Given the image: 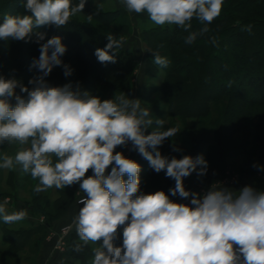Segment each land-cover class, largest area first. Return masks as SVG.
Returning <instances> with one entry per match:
<instances>
[{
  "label": "clouds",
  "instance_id": "clouds-1",
  "mask_svg": "<svg viewBox=\"0 0 264 264\" xmlns=\"http://www.w3.org/2000/svg\"><path fill=\"white\" fill-rule=\"evenodd\" d=\"M87 0H26L25 15H6L0 23V41L36 43L39 56L31 58L27 85L13 75L0 74V146L18 143L14 156L0 155V169L17 166L33 180V191L63 190L79 185L84 196L73 218L78 242L73 250L82 252L89 244L91 264H264V191L251 185L232 189L211 184L203 192L186 189L184 180L208 172L202 154L169 158L160 148L180 132L178 127L160 131L163 119L152 129L149 110L139 98L121 93L102 99L82 87L80 81L52 85L46 79L61 67L64 77L74 69L62 57L67 52L63 37L45 41L41 28H63L72 17L83 13ZM129 13L147 12L157 26L176 25L189 32L186 44L209 32L222 11L224 0H121ZM197 19L203 27L189 31ZM88 20L93 15H87ZM239 23V22H237ZM251 31V25L242 28ZM107 44L96 48L99 63L115 64L124 36L106 34ZM211 43L216 45L215 37ZM152 62L162 68L167 57L153 53ZM19 90V91H17ZM136 151L157 174L174 180L168 193L141 190L142 166L126 157L118 147ZM173 151H181L173 147ZM55 158V159H54ZM257 171L264 166L253 164ZM110 168V171L108 169ZM89 170L91 175H86ZM127 177V179H125ZM188 200L178 203L170 197ZM10 197L0 202V218L13 224L27 218V210L8 213ZM67 231V229L65 230ZM102 243H98L101 242ZM59 246V244H58Z\"/></svg>",
  "mask_w": 264,
  "mask_h": 264
},
{
  "label": "rangeland",
  "instance_id": "rangeland-1",
  "mask_svg": "<svg viewBox=\"0 0 264 264\" xmlns=\"http://www.w3.org/2000/svg\"><path fill=\"white\" fill-rule=\"evenodd\" d=\"M10 1H12L13 4V0ZM16 1L17 0H15V2ZM246 1L248 3H246ZM72 2L73 4H76L79 3V0H72ZM24 3H26V0H23L21 5L19 2L17 4L18 6L15 8L17 10L18 7L21 6V11L19 12L25 15L27 13L23 8ZM92 6L94 10L99 11L124 9L127 12L121 23L117 24L113 29L99 26L92 20H88L85 12L72 17L68 23H74L77 30L82 25L87 28L86 31L88 33H86V35L83 34V37L81 36L83 40L86 38L85 40L88 41L94 35L99 37L98 39H101L103 43H105L107 41L105 35L109 33L113 34L117 38L120 36L127 38V42L121 49L118 50L119 55L125 59V63L130 67L123 74L125 78H127L126 82L116 85L117 87L114 89L115 91H109L108 85L104 84L103 81L95 79L96 88L93 89L87 79V77L90 76V67H85L84 65H73L71 67L74 69V74L67 78L64 77L61 67H56L53 69L50 76L46 78L49 83L52 85H63L69 81H80L82 87L85 90H88L92 94L97 95L102 99H111L113 98L114 94L120 95L122 92L128 95L127 90H124L123 88L129 87L131 88L130 98H139L141 100V107L149 110L151 118L154 121L152 129H148L147 133H150L152 130H157L155 120L158 118L164 120L163 126L159 128L160 131L167 130L170 127H178L180 129V132L177 135L169 139V144L165 141L162 146L164 151H167L169 148L172 149L173 147H178L181 149V151L176 152V155H178L179 158H182L184 155H191L193 144L195 143L194 141H191L190 138L193 137L192 135L195 132L205 135L204 145L206 149L215 148L218 143L216 134L213 131V126L211 125L213 124L212 117L207 119L198 118L187 120H181L180 118H170L167 113L169 102L164 99L165 91L163 84L160 85L163 80L168 78V76L165 75L162 67L158 70L154 78L147 76V62L148 60L152 61L154 58L153 53H158L159 55L166 57L170 55L171 52L172 55L175 54L176 60L180 58L187 61H195L200 58L198 55H186L175 48L168 47L166 44H164L166 40L161 38V35H159V38L154 34V32H156V30L159 28L164 30L168 27L176 28L178 26L167 24L164 26H157L150 20L146 11L140 14L135 12L129 13L121 3V0H92ZM224 10H227V13H224ZM8 14L9 12L7 9H3L0 12V23H3V18ZM228 14H230V16L233 15V17H235L238 22L245 21L246 24H250L251 21H261L262 24L260 28H264V2H261L260 0H224L220 15L213 21L221 17L224 18ZM194 23L197 26H203L201 22L195 18H193L191 21V24ZM208 27L213 32H217L219 30V28L214 26L213 23L208 25ZM53 28L55 29L54 26L41 28L40 31L48 32ZM77 34L80 33L76 32L75 34L76 36H80ZM65 40L63 39L62 42H65ZM161 42H163V44ZM38 48L39 46L32 42H12L11 39H9L6 43L0 41V74L4 75L5 77L13 75L12 71L10 70L11 65L7 66V69L3 67V64L5 61H7V58L8 60L10 59L11 62H21L22 64L20 63V71H15L14 75L16 78L22 80L25 85H27L29 78L34 75V72H29L28 66L25 67L24 62L27 61L30 63L31 58L38 57ZM228 50H231V48H228ZM4 53H8L9 56L4 57ZM172 55L168 58L170 62L172 61ZM92 57L90 58L91 62L89 65L97 60L94 53L92 54ZM62 59L65 63H67L65 57H62ZM159 67L160 66H158V68ZM215 67V64H212L209 67L211 73L215 71L211 74L213 77H217L219 72L216 71V68L218 67ZM167 68H171L170 65ZM168 83L169 82L167 81V85ZM210 106L212 109L219 111L224 108V105L218 106L215 105V103L210 104ZM242 138L243 137L241 134L232 136L229 139L227 138L231 141L229 146L233 149L241 148ZM252 143L253 144L247 148V151L244 155H236L231 158V164H233V166H229L227 168L226 175L216 184L229 185L233 182H237L238 180H242L243 178L251 176L255 178H264L262 171H257L252 167L254 163L259 164L257 158H255L253 162L249 160L251 163L248 161L250 155L256 154V143L255 141ZM20 147L21 146L18 143L11 145L4 144L0 146V155L6 152L7 154L14 156L15 153L20 150ZM130 148L131 143H129L127 147H118L116 151L123 152V154L130 159H135L137 152L130 151ZM231 152L232 151L229 152L227 149V155ZM108 171H110V168ZM148 172V165L145 164L142 166V171L140 174L141 181L143 182L141 183V190L145 193L157 191L154 189H149L153 188L154 186H157L158 190H163L166 193H168L169 188L174 187V185L166 183L165 179L159 174L152 171L151 173ZM91 174L92 171L89 170L86 175ZM145 175L147 176L143 179ZM125 179H127V177H125ZM37 183L38 180H33L30 174L23 173L19 166H17L15 170L11 171L7 169H0V194L2 195V201L5 197H10V203L7 205V212L12 213L26 209L28 213L26 219L13 224H5L2 218H0V264H51L52 262L50 261H53L56 252H64L65 255L69 257L67 252L72 245V238L74 237L73 242L78 240L75 227L73 226L69 229L68 226L72 224L73 218L78 214L80 207H83V205L78 203L81 197L84 196V193L79 191V185L76 184L66 187L63 190L53 187L46 190L45 192L36 193L33 191V189ZM206 189L207 188L203 186L202 183H198L195 184L194 191L202 192ZM65 191L73 192L68 195V198L70 196L72 203L69 205V207H67V209H65L64 205L65 200L60 199L61 193ZM170 199L178 203L185 201L181 200L178 196L170 197ZM49 223L51 224L50 227L47 226ZM66 229L67 231H65ZM28 230H32L31 237L27 234ZM15 232L21 234L20 237L16 239V242H25L27 247L25 250L22 249L17 251V253H12L11 250H9L11 247V241L7 238L5 239V236L13 233L16 234ZM54 239L59 242V246L58 244H55L53 247L54 249L49 250L53 254H51V256L48 255V259H50L45 261V258L43 259V256L41 255L42 247L47 244L46 242ZM98 243H102V241ZM94 247H97V245L90 243L84 252H88L89 254L93 255L91 249ZM75 263L86 264L85 262L82 263L81 261H76Z\"/></svg>",
  "mask_w": 264,
  "mask_h": 264
},
{
  "label": "trees",
  "instance_id": "trees-1",
  "mask_svg": "<svg viewBox=\"0 0 264 264\" xmlns=\"http://www.w3.org/2000/svg\"><path fill=\"white\" fill-rule=\"evenodd\" d=\"M260 1L264 2V0ZM19 2L21 5L23 0H17L16 2L13 0V4L10 0H0V12L3 9H7L8 15H24L19 12L21 11V6L17 10L15 8ZM246 3L248 2L246 1ZM83 12L86 15H93L92 21L99 26L112 29L121 23L127 13L124 9L112 11L94 10L92 0H87ZM224 13H227V10H224ZM237 22L236 18L233 15L230 16V14L224 18H218L212 23L219 30L213 32L209 29V32L198 35L192 44L185 43V38L189 35V32L179 27H168L164 30L159 28L154 32L156 37L160 38L159 35H161V38L166 40L164 44L168 47L175 48L186 55L200 56L195 61H187L180 58L176 60L175 54L172 55L170 52V55L166 57L169 58L172 55V61L169 64L171 68H162L168 78L160 84L164 86V99L169 102L167 113L170 118L187 120L212 117L213 124L211 125L218 143L215 148H205L204 134H198L197 132L193 133V135L191 134L193 137L191 136L192 138L190 139L195 143L193 144L191 156L195 157L202 154L209 165L205 176L198 177L196 173H193L190 177L185 178V187L191 191L195 190V184L198 183H202L203 186L208 188L211 184L219 182L226 175L227 168L233 166L231 158L236 155H244L247 148L253 144V141L256 143V154L250 155L248 161L253 162L257 158L258 165L264 166V28H260L261 21H251L250 24H246L245 21ZM249 25H251L250 32L242 30V28ZM201 27L203 26H197L194 23L189 31L199 32ZM86 30L87 28L83 25L77 30L76 25L70 23L61 29L53 28L46 32L45 41L54 35H59L64 40L66 39L63 43L67 47V52L63 57H65L67 64L70 66L84 65L85 67H90V71L88 70L90 76L87 79L93 89L96 88L95 79H98L108 85L109 91H115L116 85L126 82L127 78L123 74L130 67L120 55H118L115 64L102 65L96 60L89 65L94 50L99 47L102 48L107 44V41L103 43L101 39H98L99 37L94 35L88 41L85 40L86 38L83 40L81 36L83 37V34L86 35L88 33ZM76 32L80 33L77 34L80 36H76ZM212 37L216 38V45L211 43ZM161 43L163 44V42ZM228 48H231V50H228ZM3 55L4 57L9 56L8 53ZM20 63L17 61L11 62L7 58L3 67L7 69V66L11 65L10 70L14 69L18 72L22 64ZM24 63L25 67L29 66V62L25 61ZM212 64L218 67H215L216 71H219L217 77L211 75L215 71L211 73L209 70ZM160 68L151 60H148L146 67L147 76L154 78ZM167 81L169 82L168 85ZM123 89L127 90L130 96L131 88L124 87ZM212 103L218 106L224 105V108L221 111L212 109L210 106ZM237 134H241L243 137L242 147L233 149L229 146L231 141L228 139ZM168 141L169 139L166 140L167 143ZM227 149L229 152L232 151L228 155ZM160 151L162 155H166L169 158L173 156L179 158L173 148L164 151L161 147ZM250 161L249 163H251ZM145 164L148 165V173L154 172L149 167L148 161L142 158L140 165L144 166ZM262 173L264 174V171ZM159 175L165 179L166 183L175 184L174 180L165 177L163 171ZM141 183L143 182L141 181ZM149 189L158 190V187L154 186ZM71 192L65 191L61 193L60 199L65 200V209L72 203L70 196L68 198ZM0 202H2L1 194ZM182 203H187V200L182 201ZM47 226L50 227L51 224L49 223ZM31 231H27L30 237ZM20 235V233H13L5 236V239L7 238L11 241L9 250L12 253H17V251L22 249L25 250L27 247L25 242H16ZM73 239L74 237L67 255L75 257L82 263L91 264L93 255L84 251L79 253L74 251Z\"/></svg>",
  "mask_w": 264,
  "mask_h": 264
},
{
  "label": "crops",
  "instance_id": "crops-1",
  "mask_svg": "<svg viewBox=\"0 0 264 264\" xmlns=\"http://www.w3.org/2000/svg\"><path fill=\"white\" fill-rule=\"evenodd\" d=\"M135 159H137V160H135ZM135 159H133V160L137 161L140 164V161L142 159V156H140L137 153ZM245 185H251L254 188H256L257 190L264 191V178H260V177L259 178H257V177L255 178V177H252L251 176V177L243 178L242 180H238L237 182H233V183H231L229 185L224 184V186L229 187V188H232V189H240V188H242ZM215 186L216 187H223V185H220V184L219 185L216 184ZM200 189H201V187H200ZM188 202L189 201H187V203ZM46 243L47 244L44 247H42V252H41V255L43 256V259L45 258V261H47V259L49 257L48 255L51 256V254H53L49 250L50 249H54L53 248L54 245L55 244L56 245L59 244V242H57V240L54 239V240H51V241L46 242ZM76 261H79V260L76 259L75 257H71V256L68 257V256H66L64 252H61V253H59V252L57 253L56 252V254L54 255L53 261L51 260L50 262H52L51 264H76L75 263ZM45 264H47V263H45Z\"/></svg>",
  "mask_w": 264,
  "mask_h": 264
}]
</instances>
